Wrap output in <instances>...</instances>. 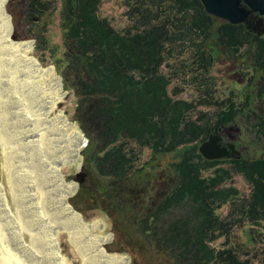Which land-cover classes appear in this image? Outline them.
Masks as SVG:
<instances>
[{
	"label": "trees",
	"instance_id": "trees-1",
	"mask_svg": "<svg viewBox=\"0 0 264 264\" xmlns=\"http://www.w3.org/2000/svg\"><path fill=\"white\" fill-rule=\"evenodd\" d=\"M52 3L9 0L8 11L17 29L29 27L18 36L45 50L39 34H31L59 10L64 55L57 70L64 90L76 97L74 120L88 139L83 151L80 133V188L95 195L96 210L116 226L123 222L118 215L127 216L125 223L163 264H264V77L256 94L246 92L241 101L234 90L218 98L210 87L219 60L235 63L239 56L263 67L264 34L209 16L199 0H126L130 25L123 31L99 17L100 0ZM173 80L193 85L198 99H173ZM238 120L262 144L261 155L204 160L199 145ZM169 155L176 161L158 167ZM235 176L249 186L247 196L230 185ZM226 205L222 217L218 211ZM221 238L224 244L213 247Z\"/></svg>",
	"mask_w": 264,
	"mask_h": 264
},
{
	"label": "rangeland",
	"instance_id": "rangeland-1",
	"mask_svg": "<svg viewBox=\"0 0 264 264\" xmlns=\"http://www.w3.org/2000/svg\"><path fill=\"white\" fill-rule=\"evenodd\" d=\"M7 1L0 0V21L4 24V26L0 27V44L2 43L1 41L3 40L8 47V51H11L15 49L17 45L21 43H26L30 46L31 51L28 54V58L31 61L37 62L41 68H52L54 70L55 76L58 80V88L61 92L62 98L60 102L57 104L55 110L45 115L43 120L45 123H50L58 116H61L65 120V123L68 126H70L66 134L69 135L70 137L73 136L74 141L76 143V145L74 143L75 148L74 150L72 149V155L75 157L74 154L76 150L77 152H79V157L78 154L77 157L78 160L80 159L81 162L79 161V164L81 165L83 164V157L81 153L82 141L80 142L81 140L80 133L84 137L85 135L80 130L78 123H76L74 120L76 97L71 91L64 90L62 77L60 76L57 70V66L60 64V59H62L64 55V47L62 43L63 31L61 29V24H60L59 10L57 9L55 12L51 14L50 18L46 21V23L39 27L38 32L36 33L33 32L31 34V36H36V34H39L37 35V37H41L42 42L44 41L46 43V46L44 48L45 50H43L42 49L43 45L40 44L41 46L39 47L35 39H28L22 41L20 40L18 41V39H13V37L17 38L18 32L19 33L21 32V34L23 32L25 34L24 31H27L29 27L23 25L24 27L22 29L21 28L17 29L16 23L14 21L15 20L14 15H12L8 11L9 0ZM45 1H50V2L53 1V3H55L59 8L60 0H45ZM125 2L126 0H100L99 10H98L99 17L101 19H105L110 24V26L114 28L116 31H123L130 25V21L126 16L127 8L125 7ZM53 3L52 5H55ZM22 11L23 10L21 8H17L15 14L21 17L20 13ZM1 13H3L4 16H2ZM10 37L13 40V42H17L19 44L11 46L9 42ZM48 48L51 51L54 50L55 54L53 55L52 53H50L51 51H49ZM1 51L2 50L0 49V62L2 61ZM252 57L253 55L250 56L251 60ZM238 60L239 61L235 63L226 60L225 61L219 60V62L215 64L212 70L210 71V77H212L213 79V82L211 83L210 87L214 95L217 96L218 98H226L227 96L224 97V95H228L232 90H234L235 92L238 90H243L244 89L243 86L247 83V80L250 78L249 74L252 72V69L243 68L242 57L238 56ZM6 67H7L6 65L0 64V193H1L0 196L2 198L4 197L6 198L7 207L10 209L9 212L12 215V218L10 219L12 220V222L13 221L15 222L14 223L8 222L10 220H8V218H5L3 216L4 214L3 211L1 210L2 206L0 205V210H1L0 211V228H1L0 248H3L4 245L9 246V244L10 247L15 246L16 240H14V237L16 236L15 235L16 232L14 231L15 229L13 228L14 227L13 225L21 224L19 226V229L22 235H24L25 231L33 234V231H30L26 228L27 225L31 226L29 222V220H31V217H29L26 211L23 212L24 209H22L20 205L14 204L15 206L14 208L9 196L10 195L12 196L14 194L13 197H16L18 195V191H16V189L18 188H15V186L18 184L19 181H17L15 185V182H13V180L16 178L17 175L23 173L22 171L23 169L27 171L29 170V168L26 167L29 166L30 163L34 164V162L36 161L34 157H36L37 154L35 156L34 153L40 151L43 147V145H39V142L33 139V135L29 137V133H31L33 130L31 127H29L30 124H26V122L23 121V117H21L24 116L27 118V120L31 122L34 119L27 117L29 116L27 111L23 112L24 110H28L30 108L29 105L25 106L27 103L26 100L28 99L27 98L28 95L26 93H23V97H24L23 100H17V101L12 100L17 96V93H15L12 89L16 91L18 90L22 91L23 88L21 86L14 88L12 87L13 82H8L7 78H5V73L7 70H5V73L3 72V70ZM239 68L241 69L242 72H244L248 76L246 77L240 76L238 74ZM163 70L166 74H171L172 72L170 68H164ZM257 84L258 82H256V85ZM251 92L255 95L257 92V87L256 86L252 87ZM168 93L173 99H183L186 101H192L198 99V95L200 94V92L198 93L193 85L189 83L174 81V80L171 82L169 86ZM25 97L27 99H25ZM255 100L258 101L257 99ZM30 110L34 111L39 115V112L36 110V108H31ZM198 110L201 112L211 111V109L209 108H199ZM21 112H23V114ZM246 124L247 123H245V121L242 120H238L236 124L241 129L240 143H241V147L245 148L244 158L256 159L261 155L263 146L261 143H258L256 141L255 136L252 134V132L250 131V129ZM78 141H79V147L77 149ZM86 147L87 145L83 148V151L86 149ZM148 154H149L148 151H145V154L143 155L141 162L147 160ZM42 156L44 160H47L50 157V149H46L43 152ZM175 161L176 160L173 155L166 156L161 160L158 167H162V168L169 167V164L174 163ZM17 166L21 168H18ZM18 169H22V170H18ZM57 172L63 175L62 177H60V180L68 187V190H70L69 194L65 197V202L67 207L69 208V211L72 214H76V215L80 214L84 221L83 222L84 225H88L93 222H100V223L102 222L103 229L92 230L91 231L92 233H88L87 236L88 237L96 236V238H100L103 240L102 243L100 244V249L103 252V254L107 256L119 257L122 264H131L132 257L136 260L135 264L164 263V260L161 256L154 254L149 248H145L146 244H143L140 241L143 237L135 233L134 228H131L133 226L129 225L128 223L127 224L125 223L127 216L122 217L121 215H118L119 219L120 218L123 219L122 225L120 221L117 226L111 224L109 216H107V213H104L103 210H102L103 213L97 211L98 209H100L98 208L99 205L98 200H96L95 195L92 192L82 191L80 185H78V189L75 192L76 185H70V183H72V181H75L74 177L75 174L78 172L77 166H71L65 168L59 165L57 168ZM141 180L142 179H138V180L135 179L134 181H136L138 184L139 182L142 184ZM231 184L233 187L236 188V190L239 192L241 196L248 195L249 186L245 183V181L241 177L235 176L232 179L230 185ZM7 195H9L8 198ZM69 198H70L69 200L70 204L73 207L76 206L77 209L75 207L74 209L79 214L75 212L68 204ZM9 199L10 202H8ZM96 208L98 209L96 210ZM229 210H230L229 205H226L223 206L218 211V213L222 217H224L229 213ZM82 212H84V214L87 216V220L82 215ZM23 217L25 220L23 219ZM47 227L49 228V226ZM10 230H13L14 233ZM4 233L6 237H4L5 235L1 236V234L3 235ZM7 237L10 238L8 239ZM32 237L29 238L30 243L31 240L36 241L35 236L33 235ZM52 238H55L58 241L57 251L63 260H66L68 264H83L82 258L79 256L73 245L69 242L66 233L63 232H60L59 234L57 233L56 235H52ZM11 241H13L14 243ZM26 241H24V243L28 245ZM7 242L9 243L6 244ZM224 242L225 239L221 238L213 243V247L220 248L224 244ZM45 243L49 248L48 242L45 241ZM138 244H141L140 245L141 251L139 249L137 250L135 247ZM45 247L46 246L44 245V249ZM134 248L135 250L133 251ZM25 262L26 263L24 262L23 263L29 264L28 260H26Z\"/></svg>",
	"mask_w": 264,
	"mask_h": 264
},
{
	"label": "bare ground",
	"instance_id": "bare-ground-1",
	"mask_svg": "<svg viewBox=\"0 0 264 264\" xmlns=\"http://www.w3.org/2000/svg\"><path fill=\"white\" fill-rule=\"evenodd\" d=\"M1 15L4 16L3 13ZM1 26H4V24L0 21ZM1 42L2 61L0 64L7 66L3 70L4 73L7 70L5 78H7L8 82H13V88L21 86L23 88L22 91H25L22 92L12 89L17 93L16 98L12 100H23V93L28 95V99L25 97L27 99L25 106L29 105L30 108L23 112L27 111L29 114L27 117L34 119L31 122L26 117H21H23V121L26 124H30L29 127L33 130L29 133V137L33 135V139L39 142V145H43V147L40 151L34 153L35 156L37 154L34 157L36 161L34 164L30 163L26 167L29 168L28 171L18 169L23 171V173L17 175L13 180L15 185L19 181L15 186V188H18L16 189L18 195L16 197H13L14 194L12 196L7 195V198L8 196L10 197L14 208V204L20 205L24 209L23 212L26 211L29 217H31V220H29L31 226L27 225L26 228L33 231V234L25 231L24 235H22L19 229L21 224L13 225L14 231L16 232V236L14 237L16 244L11 247L10 244L9 246L4 245L3 248H0V264H24L26 260L29 261V264H68L58 254V241L52 238V235L59 234L60 232L67 234L69 242L82 258L83 264H122L119 257L103 254L100 249L102 239L96 238V236H94L95 238L87 236L88 233H92V230L103 229L102 222H93L84 225L81 216L72 214L66 205L65 197L69 194L70 190L60 180V177L63 175L57 172V168L59 165L65 168L77 166V171H79L80 159L78 160L79 152H77L78 157L77 154H74L75 157L72 155V149L74 150L76 143L73 136L70 137L66 134L70 126L65 123V120L61 116H58L50 123H45L43 120L45 115L55 110L62 98L54 70L52 68H41L37 62L31 61L28 58V54L31 51L28 44L13 42L10 37L9 42L11 46L19 45L15 49L8 51L6 43L3 40ZM31 108H36L39 115L30 110ZM23 112L21 113L23 114ZM46 149H50V157L44 160L42 154ZM17 167L21 168L19 166ZM70 185H77V183L72 181ZM10 199L8 202H10ZM6 201L5 197L2 198L0 196L3 216L10 220L8 222L14 223L15 221L12 222L10 219L12 215L9 212L10 209L7 207ZM10 231L13 232V230ZM4 235L5 233L3 235L1 234V236ZM33 235L36 241L31 240L30 243L29 238ZM45 241L48 242L49 248ZM44 245L46 246L45 249Z\"/></svg>",
	"mask_w": 264,
	"mask_h": 264
},
{
	"label": "water",
	"instance_id": "water-1",
	"mask_svg": "<svg viewBox=\"0 0 264 264\" xmlns=\"http://www.w3.org/2000/svg\"><path fill=\"white\" fill-rule=\"evenodd\" d=\"M205 9V12L216 19L222 20L230 25H249L252 32L256 36L264 34V0H199ZM13 39H22L17 35ZM225 130H232L234 136L229 138V144L226 147H222L221 137L211 135L209 138L202 142L198 147V153L206 161H220L227 159H239L240 153L235 150L233 144L234 138L241 133V129L237 125L225 127L222 134H225ZM88 139H86V145ZM85 145V146H86ZM236 152V156L233 153ZM84 167L81 164L80 170L75 174V182L77 185H81L84 181ZM78 213V212H77ZM79 214V213H78ZM80 215V214H79ZM81 216V215H80ZM82 218V217H81ZM83 220V219H82ZM84 222V221H83Z\"/></svg>",
	"mask_w": 264,
	"mask_h": 264
},
{
	"label": "flooded vegetation",
	"instance_id": "flooded-vegetation-1",
	"mask_svg": "<svg viewBox=\"0 0 264 264\" xmlns=\"http://www.w3.org/2000/svg\"><path fill=\"white\" fill-rule=\"evenodd\" d=\"M250 24H251V22H250ZM254 58H255V56L253 55L252 59H254ZM249 60H251V58H249ZM260 60H264V49H263V53L260 56ZM262 64H263V67L255 66L254 63H251V64L249 63V64H246V66H245V62H243V64H242L243 68L244 69H250L251 68L252 72L249 74L250 78L247 80V83L243 86L244 89L236 91L237 94L234 97V98H236V100L241 101L242 96H245L246 92H251L252 87L256 86L257 90H258L259 85L261 84L262 78L264 77V62ZM238 74L240 76H243V77L248 76L244 72H242L240 68L238 70ZM256 82H258L257 85H256ZM253 91H254V89H253ZM230 126L228 125L226 127H230ZM224 128L216 130L212 135L221 137L222 140H221V142H219V144L222 147L227 148L226 145L229 144V138H232L234 136V133L232 132V130H225L226 131L225 134H222ZM240 134L237 137H235L234 141H233V144L235 146V150L240 153L239 159L244 156V152H245V150H244L245 148L241 147ZM233 156H236V152L233 153ZM227 160H231V159H227ZM222 161H224V160H222Z\"/></svg>",
	"mask_w": 264,
	"mask_h": 264
}]
</instances>
